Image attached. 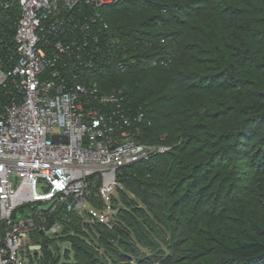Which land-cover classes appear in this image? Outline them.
<instances>
[{
	"label": "built area",
	"instance_id": "built-area-1",
	"mask_svg": "<svg viewBox=\"0 0 264 264\" xmlns=\"http://www.w3.org/2000/svg\"><path fill=\"white\" fill-rule=\"evenodd\" d=\"M117 2L0 0V264H39L41 234L61 240L57 209L109 220L108 205L91 212V190L110 200L120 170L153 149L145 113L104 81L169 59L129 51L138 40L105 20Z\"/></svg>",
	"mask_w": 264,
	"mask_h": 264
},
{
	"label": "trees",
	"instance_id": "trees-1",
	"mask_svg": "<svg viewBox=\"0 0 264 264\" xmlns=\"http://www.w3.org/2000/svg\"><path fill=\"white\" fill-rule=\"evenodd\" d=\"M105 20L114 33L130 37L132 42L138 40L137 44L133 43L136 46L129 48L134 56L161 54L171 58L168 67L139 64L125 73L106 77V90L123 88L126 105L133 112L145 113L150 124L143 128V141L152 138L173 145L179 136L186 137L187 130L192 128L191 120L200 118V110L215 107L217 98L225 99L248 83L242 80L244 74L256 75L249 85L256 86L260 80L258 87L264 89V0H118L109 7ZM143 42L151 43L152 47L142 50ZM220 78L224 81L205 84ZM203 93L214 97L213 101L208 99L205 107L201 105L207 99ZM237 108L243 114L264 118V101L242 102ZM193 155L185 146L182 149L173 146L171 152L158 156L147 172L142 173L174 179L175 170L190 163ZM117 179L124 188L118 190L124 205L110 227L96 223L65 230L68 224L63 222L59 238H77L97 255L94 264L124 261V264H144L146 254H153L158 259L156 264L172 263L176 250L170 241L175 237V227L158 215L151 202L130 189V181L139 180L136 176L124 169ZM130 192L134 198L128 202L126 197ZM48 221L51 223L53 218ZM255 229V233H240L239 241L229 245L233 264H264V210L256 220ZM94 232L100 233L97 242L90 238ZM111 234L123 235L131 243L132 251L126 252L120 242L109 239ZM144 235L151 243L145 241ZM41 236L44 244L56 240ZM214 239L227 244L222 237L214 236ZM113 247L116 254L107 250ZM114 255L124 261H115ZM126 257L134 262H128ZM52 259L45 257L39 264H55Z\"/></svg>",
	"mask_w": 264,
	"mask_h": 264
},
{
	"label": "rangeland",
	"instance_id": "rangeland-1",
	"mask_svg": "<svg viewBox=\"0 0 264 264\" xmlns=\"http://www.w3.org/2000/svg\"><path fill=\"white\" fill-rule=\"evenodd\" d=\"M168 59L169 64L162 67L171 64V58ZM262 73L264 76V70ZM241 77L248 83L225 99L217 98L215 107L200 110V118L191 120L192 128L187 130L186 137L179 136L173 145L152 138L146 140L144 142L153 146L148 157L132 167H124L132 177L140 180L130 181V189L151 202L158 215L175 227L176 234L170 242L176 256L170 264H233L229 245L239 241L240 233L256 232V220L264 210V118L243 114L237 106L242 102L264 101V89L258 87L260 80L256 86L249 85L256 75L244 74ZM222 81L224 79L220 78L205 84ZM203 96L207 98L202 100L204 107L208 99H214L210 93H203ZM192 112L194 114V110ZM173 146L181 149L185 146L188 152H194L190 163L175 170L177 177L166 180L142 173L147 172L149 164L156 162L158 156L171 152ZM120 188H123L121 184L116 185L110 195L114 218L120 206L124 205L118 193ZM132 198L133 194L128 193L126 200L131 202ZM88 202L97 212L103 211V200L96 188L91 190ZM136 206L139 207L140 203ZM52 216L62 225L63 222L68 224L65 230L98 223L82 211L66 213L60 208ZM99 234L94 232L90 238L97 242ZM144 236L145 241L151 243ZM214 236L227 240L228 246ZM110 237L120 242L126 252L132 251L131 243L123 235L111 234ZM161 237L168 241L167 237ZM34 241H37L36 237ZM107 250L116 254L114 247ZM41 252L42 260L52 256L55 264H94L97 261V255L77 238L49 241L47 244L42 242ZM114 256L115 261H124L122 257ZM144 258V264H156L158 261L153 254H146Z\"/></svg>",
	"mask_w": 264,
	"mask_h": 264
},
{
	"label": "water",
	"instance_id": "water-1",
	"mask_svg": "<svg viewBox=\"0 0 264 264\" xmlns=\"http://www.w3.org/2000/svg\"><path fill=\"white\" fill-rule=\"evenodd\" d=\"M56 139H57V137H56V136H53V140H55V141H56Z\"/></svg>",
	"mask_w": 264,
	"mask_h": 264
}]
</instances>
